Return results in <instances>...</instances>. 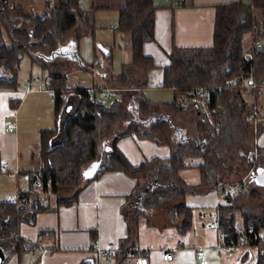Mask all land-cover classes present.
<instances>
[{
	"label": "trees",
	"instance_id": "16d2710c",
	"mask_svg": "<svg viewBox=\"0 0 264 264\" xmlns=\"http://www.w3.org/2000/svg\"><path fill=\"white\" fill-rule=\"evenodd\" d=\"M50 9L35 18L33 28L11 29L5 2L0 0V87H17L25 52L35 53L51 63L58 56L82 62L78 42L84 34H93L92 16L80 7L79 0H57L55 8ZM156 9L154 0H125L118 8L116 29L129 38V65L137 66L144 73L155 68L143 47L155 40ZM3 26L10 31L11 46L6 45ZM70 31L77 33L75 41L68 47L60 46L59 35ZM247 34L252 41L264 38V0H252L251 3L239 0L217 6L212 46L172 47L169 63L163 67L162 87L173 89L174 100L156 104L161 112H157V106L141 91L147 83L130 86L131 79L126 72L108 82L114 89L122 91L117 93V99L106 104L82 86H70L67 76L50 72L46 85L55 94V127L41 132L42 166L31 172L30 188L17 200H0V246L4 250L10 249L3 264H7L12 254L21 257L37 251L48 235L53 238L54 233L41 231L38 241H27L19 236L22 223L34 225L38 213L72 206L84 186L108 171H121L138 180L137 189L129 196L133 202L123 210L127 236L121 241V251L113 256L116 264H123L130 256L145 257L146 253L135 249L140 226L144 221L147 226H154L157 212L164 213L167 219V223H159L163 228L172 226L181 235L190 230L193 208L186 206V196L216 190L221 184L235 185L227 182L230 172H221L223 168L232 172L235 167H227L223 164L227 159H217L213 154L218 152L220 136L212 125L220 124L238 106H244L245 111L243 92L252 96L258 87L264 86V46L253 51L252 44L245 45ZM248 50L253 52L249 60L246 58ZM42 66L48 68L47 64ZM82 66L85 70L90 68L83 63ZM181 98L185 99L184 105L179 103ZM188 109L197 132H200L197 137L174 124L176 112ZM245 126L243 129H247ZM132 134L170 146V158H153L133 165L117 146L120 139ZM258 155L263 156L262 151ZM240 157L239 166L248 156L242 154ZM191 160L201 162L194 165L189 163ZM95 161L101 164L98 172L94 177L86 178L84 171ZM2 168L0 155V171ZM189 168L201 170L198 183H188L181 177V171ZM36 181L40 186H36ZM61 187L77 190L70 198H57L54 207L45 203V197L57 195ZM244 193L245 190L231 196L223 195L226 203L217 207L218 232L226 233L231 244L242 243L256 248V264H264V239L260 236L264 228V208L258 215L243 212ZM240 214L242 229L237 223Z\"/></svg>",
	"mask_w": 264,
	"mask_h": 264
},
{
	"label": "crops",
	"instance_id": "0c3cea01",
	"mask_svg": "<svg viewBox=\"0 0 264 264\" xmlns=\"http://www.w3.org/2000/svg\"><path fill=\"white\" fill-rule=\"evenodd\" d=\"M236 1L239 0H185L184 5L174 7L167 0H154L157 6L155 40L145 43L143 52L151 58L155 68L148 70L147 73L141 70L137 71L133 65H126L124 68L128 76L137 78L135 86L147 83L141 91L153 105L172 102L151 101V98L159 96L158 93L161 90L168 89L174 96L173 89L162 87L163 67L169 63L168 55L172 47L212 46L217 6ZM240 1L251 3L248 0ZM124 4L125 0H79L80 7L92 16L95 27L93 34H84L78 42V55L82 62L75 58L69 60L67 56L66 58L58 56L65 60L62 65L76 67L82 71V63L94 66L93 77L97 76L100 79L102 87L109 84L111 80L108 74H111V70L109 67L106 70L105 65L102 66V62L104 57L108 58L110 64L112 63V68L114 67L117 39H120L119 48L124 47L125 49L123 53H120L122 64L129 63L131 60L129 38L116 29L118 8ZM45 5H48L46 1ZM42 8L43 6L39 10ZM9 9L12 10L9 11ZM6 10L7 14L16 12L13 7L6 8ZM107 14H111V22L105 30L102 28L104 23H98L97 18L105 20ZM99 30L102 34H98ZM111 34L114 35V38ZM75 38L76 36L70 37L63 47H68L75 41ZM250 42L253 43L251 37ZM250 53L252 52L248 50L246 56ZM97 66H101L100 74ZM127 70L132 71L133 76ZM20 73L21 68L16 88L0 87V155L3 162V168L0 171L1 201L17 200L21 193L29 190L31 172L37 170L41 165V132L55 127L54 92L47 88L45 80L40 76L30 74L31 76L27 75L21 80ZM29 82H31L30 86ZM83 89L91 91V93L95 91L92 90L94 88ZM104 90L105 88L100 91ZM114 90L116 93L122 91V89ZM114 90L111 91L114 92ZM107 91L110 92V90ZM149 93H152L154 97H149ZM250 98L252 104L249 114L253 115L256 109L262 112L257 121L251 120L252 125L254 124L257 129L256 134L259 140L258 148L254 153L257 155L259 151H262L264 156V86L258 87ZM155 109L157 112H161V108L158 106ZM189 110L177 111L174 115V124L185 132H187L186 126L179 127L175 123V118L180 115L183 117L180 122H186L191 113ZM6 120H11L16 124L15 132H4L3 123ZM23 135L24 138H22ZM25 138L26 140H24ZM117 146L135 166L153 158H170L172 152L168 145H160L153 140L140 139L135 134L120 139ZM252 158L257 159L256 156L251 158L248 156L249 160ZM200 162L201 160L189 161L194 165L200 164ZM251 168L254 169L252 165ZM189 171H199V176L192 175L190 178H186L184 174ZM228 172L232 173L233 171L228 169ZM254 172L251 169V178ZM181 177L188 183H198L201 179V170L199 168L182 170ZM137 186L138 180L124 172L108 171L104 173L82 188L78 194L77 202L72 206H62L57 210L40 212L36 216L34 225L22 223L19 236L27 241H38L41 231L54 233L53 238L48 235L41 242L37 251L23 254L21 257L12 254L7 264H100L104 262V258L98 257L93 251V242L99 240L103 247L117 249V253L121 251V241L127 236V220L123 215V210L130 202H133L129 196L137 189ZM76 190L69 189V195L73 196ZM57 198L51 195L45 197L44 201L54 207ZM185 204L193 208L192 228L183 235L179 234L177 229L172 226L163 228L157 219L164 222L167 219H165L164 213L157 212L156 219L153 221L154 226H147L145 221L140 226L138 247L141 252L146 253L145 257L130 256L128 259H132L131 264H201L197 259V249L204 250L207 264H227L221 258L222 250L217 248L221 243V234L216 227L217 207L225 204L218 189L188 194ZM254 249L256 248H242L241 260L252 256ZM167 251L172 252V261L164 259V254ZM227 255L231 257L232 254ZM128 259L123 264H127ZM241 263L243 262L239 264ZM108 264H116L114 258Z\"/></svg>",
	"mask_w": 264,
	"mask_h": 264
},
{
	"label": "rangeland",
	"instance_id": "374dc122",
	"mask_svg": "<svg viewBox=\"0 0 264 264\" xmlns=\"http://www.w3.org/2000/svg\"><path fill=\"white\" fill-rule=\"evenodd\" d=\"M251 1L252 0H248V2ZM4 2H5V10L6 8L13 7L15 8L16 11V12L13 11L12 13L8 14L7 23L9 24L10 27H12L11 29L13 28L31 29V27L32 28L34 27L33 20H35L37 16L45 15L46 13H48L47 10H52L50 8H55L57 0H53V3L51 5H45V0H4ZM42 6L43 8L39 10ZM118 17H119V11H118ZM97 21L100 24L101 22L104 23L102 28L107 30L108 24H110L111 22V14H107L105 20H101L100 17H98ZM3 33H4V39L6 45L11 46L12 38L10 31L7 29L6 26H3ZM76 34H77L76 32H65L60 34L58 37L60 46L66 44L68 39L72 36H76ZM98 34H102L100 33V30L98 31ZM111 36L112 38H114L113 34H111ZM250 37L251 36L247 34L244 38L246 46H249V44H251ZM259 40L264 45V38ZM118 43H120V39H117V45L115 47L116 51L114 52V61H113L114 67L112 68V63L110 64L108 58L104 57L102 62V66L104 64L105 69L106 68L108 69L109 67V69L111 70L110 71L111 74H108V76L110 75L109 76L110 80L116 79L117 74H120L121 72H126L124 68L126 65L127 66L129 65L128 62L122 64V57L120 53H123V50L125 49L124 47H121L120 49ZM126 43H128V40H126ZM69 60H71V58H69ZM63 62H65V60L62 57L56 58L55 62L51 63V61L47 62L46 60H44L42 57H39V55H36L35 53L29 54L28 52H25L24 57L21 61L20 79L23 80L24 78H26L27 75L32 74L33 76H40L47 83V81L49 80V73L53 72L54 74L58 73L67 76L69 81L68 84L70 86L78 85L86 89L94 88L92 90H95L93 91V94L96 95L97 100L105 104L110 103L113 99H117L119 97V95L115 92V90L112 89L113 87L109 84L106 85L107 87L105 88L104 91H100V89L97 88V87H102L103 85L101 84L100 79H98L97 76H94L95 78L93 77L94 66H90L89 64H86L90 66V68H87L86 70L83 69V71H85L83 72L82 70L76 67L75 68L66 67V65H62ZM43 63L47 64V67H49V69L48 68L44 69L42 66ZM55 65L57 67H55ZM100 67L101 66H97L98 70H100L99 74L101 72ZM134 68L137 71L140 70L137 66H134ZM128 73L132 74L133 76L132 71H128ZM130 79H131L130 86H135L136 85L135 83L137 82L136 80L137 78H135V76L131 78L130 76ZM107 90H110V92ZM111 90H114V92H112ZM109 95L112 96V100H105V98L108 97ZM158 95L159 96H157L154 99L151 98V101L171 102L174 100L173 93L168 89L161 90V92H159ZM148 96L154 97L152 93H149ZM243 99H244L243 101L246 103L245 111H244V106L242 108H239L238 106L236 107L237 109L232 110L229 115L225 116L220 124L216 122L215 124L212 125V127L216 130V133L220 136L218 152L213 154L217 157V159H227V161L223 162V164H225L227 167L231 165L235 167L233 170V174L230 173L229 175L230 177L227 178V182H232L235 185L238 183L245 184V188H244L245 193L241 203V208L243 209V212H245L246 214L250 213V214L258 215L264 208V187L258 185L254 181L253 177L251 178L250 172L251 169L256 171L257 168L264 167V156H258V154L256 155L254 153V151L258 148L257 146L259 140L257 139L258 136L256 134L257 129L254 127V124L252 125V122L249 119L252 116L249 114V108L250 105L252 104V100L250 96L246 94V92H243ZM240 109H243V111H241ZM245 117H247L246 122H245ZM182 118L183 117H181L180 115L176 117L175 123L179 127L186 126L185 128L187 129V134H189L192 137H197L198 133L200 132H197L196 130L197 128L193 116L192 115L190 116L189 114V119L184 123L180 122ZM211 121L212 123H214L212 119ZM243 126L247 127V129H243ZM22 138H24V135ZM24 140H26V138ZM102 151L103 153H105L104 150ZM242 154L250 156V158L252 156L257 157V159L252 158L254 159V164L253 165L250 164L254 167V169L251 168V166L248 164L249 161V160L247 161L248 157L246 159V162L242 166H239L240 160L242 159L240 155ZM41 166L42 163L38 169H40ZM225 170L227 171L228 168H223L221 172H224ZM184 175L186 176V178L188 177L190 178V176L192 175L199 176V171L196 172L189 171ZM69 189H71V187H61L58 194L54 196L56 198L58 197V199L70 198L72 195L71 196L69 195ZM219 193L221 194L224 203H226L223 193L222 192ZM157 220L161 222V224L167 223L160 219ZM242 222H243L242 215L240 214L237 217L238 228L240 229H242ZM260 236L264 239V228L262 229ZM241 250L242 249H237L233 251L231 257H228V255L224 251H222L221 258H223L227 264H239L240 262H243L241 264H256L257 253H258L257 249L252 250V256H248L243 260H241L240 258ZM5 252L10 254V249L5 250ZM131 261H132L131 258L128 259L127 264H131Z\"/></svg>",
	"mask_w": 264,
	"mask_h": 264
},
{
	"label": "built area",
	"instance_id": "2783aa9c",
	"mask_svg": "<svg viewBox=\"0 0 264 264\" xmlns=\"http://www.w3.org/2000/svg\"><path fill=\"white\" fill-rule=\"evenodd\" d=\"M45 1L48 5H51L53 3V0H45ZM167 1L171 2L174 7H180L185 3V0H167ZM255 28H258V27H255ZM263 46L264 45L262 44V42L260 40H253V43H252L253 51L260 50L263 48ZM252 57H253V52L246 56V58L248 60L252 59ZM36 80H38V79H36ZM28 84L30 86L31 82H29ZM105 100H112V97L108 96L105 98ZM179 103H180V105H184L185 99L181 98L179 100ZM261 115H262L261 110L256 109L255 113L249 119L252 121H257V118L260 117ZM3 130L5 133H13L16 130V124L11 120H6L3 123ZM248 162H249V164H252V165L254 164V160H252V159L249 160ZM35 184H36V186H40L38 181H36ZM244 188H245V184H243V183H238V184L233 185V186L221 184L218 187V191L222 192L223 195H225V196H231V195L237 194L238 192L243 191ZM216 221H217V218H216ZM216 227L218 228V221L216 222ZM246 247H248V246H245L242 243H238L237 245L229 243L228 242V235L226 233H221V243H219L217 248L224 251L227 254H232L233 251H235L237 249L246 248ZM92 249L98 257L104 258V262H101L100 264H108V262L113 258V256L117 252V249H113L110 247H103L100 244L99 240H95L93 242ZM135 249H136V251H140L139 247H136ZM196 255H197V259L200 261L201 264H207L208 263L206 258H205V252L203 249H197ZM164 259L166 261H172L173 260L172 252H170V251L165 252Z\"/></svg>",
	"mask_w": 264,
	"mask_h": 264
},
{
	"label": "water",
	"instance_id": "95a60500",
	"mask_svg": "<svg viewBox=\"0 0 264 264\" xmlns=\"http://www.w3.org/2000/svg\"><path fill=\"white\" fill-rule=\"evenodd\" d=\"M100 161H95L92 163L83 173L86 178H92L98 172L100 168ZM254 181L264 187V168L259 167L252 175ZM7 255L5 250L0 246V264L6 261Z\"/></svg>",
	"mask_w": 264,
	"mask_h": 264
}]
</instances>
